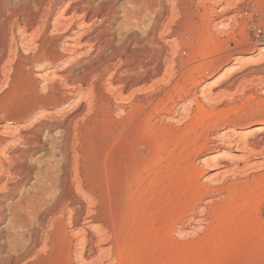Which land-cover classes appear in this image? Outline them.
I'll list each match as a JSON object with an SVG mask.
<instances>
[{"label":"rangeland","instance_id":"374dc122","mask_svg":"<svg viewBox=\"0 0 264 264\" xmlns=\"http://www.w3.org/2000/svg\"><path fill=\"white\" fill-rule=\"evenodd\" d=\"M174 1L169 2L170 12ZM176 2L173 20L166 23L169 30L177 31L171 36L177 37L179 47L174 56L168 52L167 57L174 58L176 64L161 98L155 94L156 101L162 99L163 109L151 113L154 101L145 111L130 112L132 101L124 110L114 109L109 114L94 103L96 109L73 124L68 168L59 147L67 117L79 114L83 104L70 97L61 100L67 93L64 87L53 91L37 72L27 69L26 64L20 67V55L29 60L34 56L21 47L16 63L11 61L13 66L10 63L11 68L0 72V122H23L30 130L41 123L52 124L40 134L42 146L26 152L23 165H19L20 160L4 165L7 173L3 182L17 181L11 183L17 184V193L0 186V264H264V149L257 148L251 155L257 164L247 173L212 177L215 166L201 160L207 150H215L214 144L237 146L222 137L223 129L231 127L236 133L264 123V59H248L211 88L205 87L236 60L237 52L253 53L264 44V0H238L235 10L239 19L225 31L215 26L221 17L205 10L214 4ZM122 4L124 0L119 1V9ZM57 13L55 10L53 19ZM126 14V10L120 11L111 26L116 43L119 26L123 25L121 32L128 30L137 38L150 27L141 16L129 21ZM60 50L56 44L48 53ZM111 51L109 48L104 55ZM85 56L74 63L71 72L82 73L91 61ZM200 66L201 72L192 78L186 76L190 68ZM132 68V64L126 67L118 63L111 74L119 70L128 75ZM202 110L210 116L204 118ZM261 137L264 141V135ZM16 148L8 147L6 153L11 156ZM23 170L26 176L8 175V171ZM64 183L80 201L69 203L61 226L51 212L35 215L28 208L26 214L24 208L32 197L38 195L53 203L58 186ZM253 203L256 208L250 207ZM81 207L83 212L79 213ZM88 220L93 222L90 227L85 223ZM225 226L233 229L230 235L224 234ZM79 227L87 233L79 232ZM89 233L94 238L89 239ZM31 247L32 252L24 256Z\"/></svg>","mask_w":264,"mask_h":264},{"label":"bare ground","instance_id":"6f19581e","mask_svg":"<svg viewBox=\"0 0 264 264\" xmlns=\"http://www.w3.org/2000/svg\"><path fill=\"white\" fill-rule=\"evenodd\" d=\"M119 1L98 0L95 3V0H0V72L5 73L8 68H11V65L13 66L11 61L18 58V48L21 47L27 54L30 52L34 53V56L29 60L27 55H20L19 57L23 61L22 64L19 63L20 67L26 64L27 69L30 68L37 72L38 76L44 78L46 83L50 84L49 87L53 91L64 87L67 93L61 96V100L64 101L70 97L71 99H75L77 104L80 102L83 104V110L79 114L71 113L67 117L68 124L59 147L63 153L64 163L67 168L70 164L69 150L72 145L73 124L76 125L81 119L84 120V118L91 114L96 109L94 103L97 104V108H103L109 112L118 108L124 110L126 108L125 104L133 101L130 112L135 110L145 111L148 105L156 101L155 94L158 95V98L161 96L164 85L166 83L168 84L173 76V65L176 62L173 60L174 58L168 59L167 57L168 52L174 56L175 49L179 46L176 42L177 37L175 39L174 36H171L174 33L177 34V31L174 29L169 30L171 29L170 25L168 26L166 23L169 22L170 24L169 19L177 8L178 2L176 0L173 2V9L170 12L168 5L171 3V0H124V4L120 5V9L118 5ZM197 1L214 4L212 8L211 5H208L205 10L207 12L211 10L212 13H216V15L221 17L215 25L219 30L225 31L239 19V14L235 10L238 0ZM55 10H58V13L56 18L53 19ZM123 10L129 13L128 15L126 14L127 16L124 15L129 21L130 19H138L141 16V19L148 20L147 22H149L150 27L148 30L145 29L144 36L138 35L141 37L137 38L136 33H129L128 30L127 32H121L120 29L123 25L121 27L119 26L118 41L116 43L112 36L111 26L116 21L119 12ZM127 19H125V22ZM133 23L131 22L132 25ZM132 25L129 24L128 26L132 27ZM51 27L53 28V33L48 34ZM70 32L75 34H68ZM54 33L55 35H53ZM169 35L171 37L170 39H168ZM56 44L61 47L60 52L54 54L48 53V50ZM187 44L188 42L185 40L184 45ZM109 48H112V51L109 55L105 56L104 53ZM92 50L97 51L96 54L88 55V52ZM83 55H86L85 57H91V61L88 65L84 66L82 73L74 74L70 68ZM255 56L259 59H264V44L258 45L253 53L246 52L245 50L237 52L236 60L232 64L225 66L218 76L210 79L205 87L211 88L215 85L217 79L226 75V73H231L243 67L244 62ZM14 62L16 63V61ZM118 63L119 65L120 63H125L126 67L132 64L133 72L128 75H123L118 70L117 74L116 72L111 74L112 69ZM60 71L63 73H60ZM201 71V66L196 69L190 68L186 76L192 78L195 73ZM161 103L162 99H158L152 107L151 113L161 111L163 109ZM205 110H202V116L204 118L210 116H207L208 114L206 115L208 111L206 112ZM151 118L153 117L151 116ZM148 123H151V121ZM50 125L52 124L41 123L35 130H30L24 128L25 125L23 122H17L16 124H12L8 120L0 122V186L3 185L11 193H17V184L11 185V183H17V181L14 180L8 183L9 179H6L7 181L3 182L2 176L7 173L4 165L8 161L13 160H20L19 165H23L26 152L28 153L42 146L43 142L40 140V134L44 128H49ZM20 131H23V133L21 134ZM234 131V128L227 127L221 133L223 134L222 137L228 142L235 141L237 144L236 147L226 144L213 145L212 143L215 150H207L201 159L204 163H213L215 166V173L212 177L236 172L247 173L253 168V165L257 164L253 161L251 155L257 148L264 149V141L262 140L263 137H261V135H264V123L248 126L247 128L236 131V133ZM253 135H259L260 138L254 140L252 139ZM19 142L26 144V147L21 146L22 144ZM11 146H16L18 150H14L15 152L10 156L6 152L8 147ZM205 147H209V143H206ZM149 167H152V165H149ZM8 173L13 178L27 175L26 170L11 174L8 171ZM68 178L69 171L67 169L65 180L67 181ZM58 188L56 192L57 196L53 203L45 202V199L38 198V195L32 197L27 202L28 204L26 203L27 206H24L26 214H29L27 212L28 208L35 215L51 212L53 213L52 217L55 218V221L60 219V224L58 223L57 225L61 226L62 217L66 213L65 209L69 203L73 202L77 204L80 200L74 198V194L71 192L68 184L64 183L59 185ZM38 191L40 192V190ZM133 195L134 193H132ZM132 196L130 198H133ZM233 199L236 200V198ZM1 201L2 199H0V214L2 213ZM251 201H255V195ZM18 203L21 204L22 202ZM251 206L256 208V204L254 203ZM79 209V213L80 211L83 212L82 207ZM85 223L88 227L93 224L91 220ZM76 224L78 225L77 222ZM199 226L200 224L195 227L199 228ZM230 228L228 226L226 228L225 226L224 234L226 236L232 233L233 229ZM78 231L87 233V230L82 227H79ZM92 238H94L93 233H89V239ZM84 239L83 241L85 242ZM32 250V247L26 250L24 256L29 255Z\"/></svg>","mask_w":264,"mask_h":264}]
</instances>
